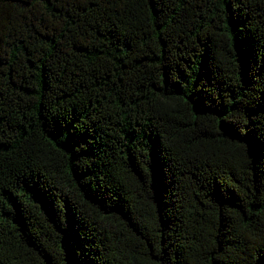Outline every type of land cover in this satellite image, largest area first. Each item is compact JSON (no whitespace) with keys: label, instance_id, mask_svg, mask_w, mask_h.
<instances>
[{"label":"trees","instance_id":"obj_1","mask_svg":"<svg viewBox=\"0 0 264 264\" xmlns=\"http://www.w3.org/2000/svg\"><path fill=\"white\" fill-rule=\"evenodd\" d=\"M0 264H264V0H0Z\"/></svg>","mask_w":264,"mask_h":264}]
</instances>
